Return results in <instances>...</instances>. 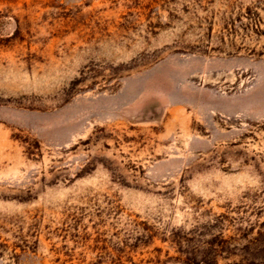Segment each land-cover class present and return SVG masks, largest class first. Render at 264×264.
<instances>
[{
    "label": "rangeland",
    "instance_id": "obj_1",
    "mask_svg": "<svg viewBox=\"0 0 264 264\" xmlns=\"http://www.w3.org/2000/svg\"><path fill=\"white\" fill-rule=\"evenodd\" d=\"M0 264H264V0H0Z\"/></svg>",
    "mask_w": 264,
    "mask_h": 264
}]
</instances>
